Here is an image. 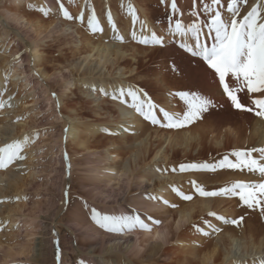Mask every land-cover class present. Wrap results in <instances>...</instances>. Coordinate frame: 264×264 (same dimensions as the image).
<instances>
[{"label": "bare ground", "instance_id": "6f19581e", "mask_svg": "<svg viewBox=\"0 0 264 264\" xmlns=\"http://www.w3.org/2000/svg\"><path fill=\"white\" fill-rule=\"evenodd\" d=\"M61 1L67 6H75L73 20L63 23L51 18L43 21L29 17V14L38 15L41 9L48 10L50 14L56 13L57 7L54 0H0V11L2 9L0 12V106L2 104L7 106L0 107V115H3L0 122V148L18 144L19 152L24 154L25 159L33 157L32 153L29 155L27 153L30 150V142L32 141L33 144L38 134L35 128L42 123L34 120L41 113H33L32 107L36 106L35 108L40 112L44 110L39 107L41 103L38 104L40 93H42L43 101L50 106L49 113L51 112V114L43 113L42 115L49 114L55 122H59V130L49 134L50 136L47 135L53 141V145L50 146L56 157L51 163L54 168L57 167V170H53L52 174L58 176L57 180L56 177L53 179L56 182L52 181L51 184L57 194L47 198L48 209L56 205L52 208V222L49 221V224H46L39 217L41 213L43 214L40 205L44 203L45 198L41 202H35L30 210L28 204L27 208L25 204H21L24 198L22 193H25L28 186L30 190L37 186V184L32 186L35 180L34 175H32L33 179H30L29 175L14 178L9 176L12 174L4 175L1 172L9 168H0V209L6 207V210L0 211V229L3 224L4 229L12 230V234L24 233V240L19 244H7L0 238V264L50 262L54 250H57L59 255V260L57 259L55 264H81V262L83 264H162L160 261L164 264H264V223L260 221L262 217L258 220L254 217V213L260 209L258 208L260 204L255 205L254 208L248 207L246 211L249 215L246 220L244 219L243 226L245 229L248 228L249 234L245 233L247 231L243 232V229L241 232L244 234L241 233V236L236 237L232 233L234 226H228L224 229V233L218 237L215 236L214 240L206 241L207 236L197 233L196 229L216 225L214 220L216 213L234 218L236 213L232 209L233 203L227 199V201L218 200V198L206 200L203 197V199L194 190L193 183L192 194H189L192 199L189 204L180 208V203L170 202L173 186L184 182L190 176L165 174L164 164L169 162L166 149L173 152L180 149L183 155V153L187 154L194 145L201 148V138L197 131L193 133L185 130L179 134L163 135L160 138L162 144L156 147L155 152L153 151L150 164L142 169L139 162L144 163L148 159L152 138L149 132L144 136H137L132 142L134 151L130 152V155L122 162L119 146L128 144L130 132L140 130L141 117L131 107L133 101L130 97H126V102L123 104L113 99L114 96L119 95L121 89L131 88L140 93L128 82V78L134 75V70H126L119 64L129 56L123 50L124 46L119 40L128 35L132 36L133 32H136L138 37L141 35L150 37L152 32L156 31L146 11L140 7L142 1L139 3L140 0H117L121 8L131 5L136 10L138 20L133 24L131 16L127 13L121 26L123 28L118 27L115 31L109 26L107 19L108 13L111 12L113 22H116L115 11L113 12L110 8L111 0ZM189 1L194 2V0H184L182 3L191 4ZM5 2L9 7H5ZM34 2L38 5L32 4ZM258 3L261 4V1L259 0ZM22 5H29L27 8L29 10H23ZM32 7L36 10L31 9ZM98 9L99 12H101L100 9L103 10V16H97ZM30 10L37 12L31 13ZM91 14L96 16L102 29L100 32L108 33L109 38L104 35V38L92 39L90 36L92 31L87 26V18ZM193 14L197 16L196 13L193 12ZM81 15L83 20L75 19ZM179 16L182 23H186V17L181 10ZM141 21L147 24V29L142 33ZM195 21L201 24L200 20ZM203 31L206 33L207 29L203 28ZM53 33L59 34L58 40L53 44L55 52L62 59H66L64 56L68 54L78 59L77 62L66 63V67L61 70L55 69L62 85H66L65 89L59 90L58 95H55L53 90H49L51 87L49 83L55 84L56 77L52 79L44 66L49 63V59L46 58L49 53L47 49H51L44 48L43 43L46 37ZM139 33L141 34L138 35ZM155 33L158 34V32ZM163 36L167 44L170 35ZM181 39L194 43L193 36L188 33L184 37H175V41ZM201 40L208 45L211 44V40H206L204 36H201ZM4 42L8 43L7 47ZM186 59L190 58L186 56ZM17 60H20L18 66ZM202 69L206 73L201 77L200 83L203 87L205 84L207 95L220 99L222 102L226 101V97L222 96V89L219 88L218 79H214L212 71L207 70L206 65ZM5 78L9 79L6 88L3 87ZM72 79L75 80L71 86L69 83ZM75 88L82 97L81 104L74 101L72 91ZM239 95L244 101L264 99V94L261 93L247 94L246 88ZM144 97L147 96L141 94V99ZM8 99H11L10 103ZM168 99L169 97L158 106L160 110L168 107L167 101H170ZM15 103L19 104L20 109H17L19 114L12 121L11 115L16 111L12 105ZM109 104L111 107H108ZM104 105H107V110H104L106 107ZM83 106L90 109L92 115L89 119L80 116ZM252 108L254 111L251 112L229 109L220 117L211 116L207 126L209 130L207 135L210 136L209 145L220 152L238 149L240 143L243 144L240 141L241 133L231 126L235 125L238 128L245 126L248 131L250 130L249 144L251 152L255 154L253 157L260 163H264L258 151L264 148V118L255 115V111H259L255 105ZM171 116L174 117L172 113ZM35 123L37 126H34ZM222 127H226L222 139L216 140L214 134ZM109 134L115 135L116 139ZM99 135L106 139V144L96 150L90 143ZM3 137L8 138L2 139ZM79 162L85 163L84 176L79 177L82 182L86 181L84 185L80 182L85 198H82L74 209V217L69 218L64 224L61 216L70 210V196L65 198L64 193L73 183L72 179H76L73 176ZM7 167H10L9 171H11L14 166L8 164ZM66 175H68L67 178ZM3 177L9 180L5 186L2 184ZM257 181L264 183V179H257ZM205 183L211 188L215 186L221 188L223 185L231 187L236 184L231 179L226 180L224 176L220 179H206ZM217 187L215 189L219 190ZM133 192L135 194H132ZM117 194L121 195L122 203H127L129 209L122 207L119 200L114 199ZM165 201L172 203V209H174L172 212L166 207ZM81 207L88 215H82L77 211ZM92 209L100 214L115 216L139 215L148 225V230H142L137 226L131 231L126 230L120 234L108 233L90 219ZM20 215H23L25 220L18 221ZM159 217L163 218L164 222L161 223ZM202 218H207V220L204 219L205 223H200L199 220ZM256 220L257 225L254 226L252 222ZM25 221L27 230L22 229ZM53 227L56 229L53 232L55 236L52 233ZM58 227L65 228L70 235L67 250L65 246L68 241L61 236ZM256 230H258L257 233H255ZM258 236H260L259 239ZM36 238L38 241L35 244Z\"/></svg>", "mask_w": 264, "mask_h": 264}, {"label": "rangeland", "instance_id": "374dc122", "mask_svg": "<svg viewBox=\"0 0 264 264\" xmlns=\"http://www.w3.org/2000/svg\"><path fill=\"white\" fill-rule=\"evenodd\" d=\"M182 1H184V0H182ZM182 1L181 0H175V2L177 3V9H178L175 16H172V13L170 10V5L173 2V0L167 1V2L165 1L164 4H161V0H140L139 3L141 2L140 7L146 11V13L149 17V21L151 22V24L153 26H155V30H156L155 32H158L157 35H162V36L164 34H165V36H166V34L170 35L168 33V27L171 24V26L174 28V21L176 19H180L179 18L180 17L179 16L180 10L182 11L183 16L186 17V23H184V24L187 27V25L195 23L196 19H198V21L200 20V23H201L200 25H205L206 21L211 18L212 13L204 11V6L205 5L212 6L214 10L216 7V6L212 5V0H195V3L192 1H189V2H191V4H186L185 2L182 3ZM258 1L259 0H241V2L239 3V12H238V15L236 18L242 19L243 16L246 15L248 11H251L252 7L260 4V3H258ZM260 1L262 2V0H260ZM228 2H229V0H221V3L219 5V10L221 12V16L224 19H227L230 16V14L228 13V10H227V3ZM54 3H56V7H57L56 13L50 14L48 12V15L44 16L42 11H41L38 13V15L29 14V17L31 19L37 18L38 20L41 19L43 21H45V20L47 21V19L50 20L49 18H51L53 20H58V21L63 22V23L66 21H69V20L64 19L63 16L61 15V13L59 11V6L57 4V0H54ZM60 3L63 4L65 9L74 18L75 12L73 11V9L75 8V6L74 5L67 6L61 0H60ZM178 3H180V4H178ZM4 4H5V7H9V5L6 2ZM32 4L38 5L37 2H34ZM10 5H12V4H10ZM28 7H29V5H22L23 10L28 11L29 10V9H27ZM110 8L113 12L115 11L114 13L116 14V22L114 21L116 23L115 24L116 28L121 27L123 22H124V19H125V14L128 13V6H126V7L123 6L121 8V6H120V4H118L117 0H111ZM31 9L36 10L35 7H32ZM34 10H30L31 13H32V11L37 12ZM1 11H2V9H1ZM100 11L101 12H99V9H98L97 16H103V10L100 9ZM193 12L196 13L197 16H195L193 14ZM260 14H261V18L264 19V9L260 10ZM169 17H172V19L170 20ZM84 25H85V23H84ZM121 28H123V27H121ZM204 28L207 29L206 27H204ZM84 29H87V27L85 26ZM140 34L141 33H139L138 35H140ZM58 35H59L58 33H53V34L48 35V37H46V39L44 40V43H43L44 48H50L51 49V50L47 49L49 51V53L46 55V58L49 59V63H46L44 66H45L46 70L50 73L52 79L54 77H56V79L54 80L55 84L49 83V85H51L49 90H51V91L53 90L52 92L55 95H58V92L60 89L63 90L66 88L65 87L66 85H62V83L60 82L59 77L57 76V71H55V69L61 70L63 67H66V63H68V62L73 63V62L78 61V59L72 58L71 56H69V54L64 56V58L66 57V59H62V57L59 56L55 52L56 51L55 45H53V44L58 40ZM104 35L105 36L107 35V38H109L108 33L100 32V31L95 32V33L92 32L90 36H92L93 40H96L98 37L104 38L105 37ZM188 35H192V33L189 32ZM119 41L121 42L122 46H124L123 50L126 52L127 55H129L128 58H126L125 60H123L122 62L119 63L120 66L125 67L126 70H129V69L134 70V72H135L133 76L128 78V82L130 83V85L132 87L137 89L142 95L147 96L148 99H150L155 104L157 118L160 119L162 122L164 121V117H163L162 112L160 111L158 106H160L163 103V101L165 102V99H167L168 97H169L168 100H170V101H167L168 107L166 109H164V111H167L170 115L172 113L174 115V117H173L174 119H182L183 118V113H184V111L187 110V107H186L185 102L183 100H181L179 98V96L177 95V93H179L180 91H194V92H197L201 95H205L207 97L213 98V97L207 95V91L205 90V84L203 87L200 83V82H202L201 77L206 73V71H203V69H202L203 67L205 68V65L203 67H201V64L198 62L199 58H193L189 54L185 55V53H183L181 50H179L177 47V44L179 43L180 40L175 41V37H173L172 35H170V40L163 47L154 46L151 44H149L147 46L141 45L138 42V40H133L132 36H130V35H128L126 38L119 40ZM5 45L7 47L8 43H5ZM52 49H54V50H52ZM186 56L189 57L190 59H186ZM173 63L178 68V71H173V69H172ZM16 64L18 66L20 64V60H17ZM4 80H5V82H4L5 85L3 87L6 88L8 85L9 79L5 78ZM73 80H75V79H72V81H70L69 85H71V83L74 82ZM226 80H228V78H226ZM130 81H132V82H130ZM77 88H75V90L72 91L73 92V98L77 104L78 103L81 104L82 97L78 93ZM17 90L18 89H16V91ZM22 91H25V90H22ZM17 94H18V92H17ZM213 99H215L219 103H223V106L216 108V109H213L208 113H205L199 120H196L193 123L186 125L184 127H181V128H166V127H163L162 124L161 125H153L150 121L145 120L142 116H140L141 117V119H140V124H141L140 130L139 131L133 130L132 132H130V134H128L129 139H128L127 145L130 144L131 146L130 145H129V147L127 145L121 146L122 144H120V146H121L120 147L118 145L119 148L122 149V151L120 149H119V151L122 152V154L120 153V155L122 156V162H123V160H125L130 155V152L134 151V149L132 148V144H133L132 142L134 141L133 138H135L137 136H140V137L144 136V134L148 133V132L151 133L150 135H151L152 139H150L151 149H150V153H149L151 156L149 155L148 159L144 163L139 162V165L142 169L144 167H147L150 164V160H151L150 158L152 157L153 153L155 152L156 147H158L159 145L162 144V141H160V138H162L163 135L169 134V133L179 134L180 132L185 131V130H189L193 133L198 132L197 134H199L200 138H201V141H200L201 142V144H200L201 148H199L198 146L195 147V145H194V147L191 148V150H189L187 152V154L183 153V155H182V150H180V149L176 150L174 152L170 149H166V153L169 156V162L164 164V167H166L164 170L165 174L166 175L177 174V175L190 176V178L188 177L184 182L173 186V188L171 189L172 194L170 195V200H171L170 202L180 203V205H179L180 208H181V206L190 203V200H187V201L184 200L182 198L181 194L189 195L192 191L191 185L193 182H196V184L203 187L204 190H206V191H209V190L210 191H213V190L218 191V189H215L217 186L211 188L209 185H206V183H205L206 179H220L221 176H224V177H226V180L231 179V181L236 182V183L253 184V185L260 184L261 181L258 182L257 179H264V176H261V174L259 172H250L246 168L245 169L224 168V169H217L215 171L186 169L184 171H180V165H182V164H184V165L192 164V163L201 164V163H205V162L212 164V163H216L217 161L221 160L223 158V156H225V155H229V159L233 163H235V162H237V158L235 156L231 155V153L236 152V151H239V152H251L252 151L250 144H249L250 130L248 131L245 126H243V127L241 126L239 128L235 125L231 126V128H233V129L235 128L236 130H238L241 133L240 134V141L243 142V144L240 143V147L238 149L236 148L234 151H233V149H229L227 151L220 152V150L218 151V150H216L215 147H212L211 145H209L210 144V136L208 137V135H207V134H209V132H208L209 130H208L207 126L209 124L210 117L211 116L220 117L224 114V111H227L229 109H231V110L233 109V108H231L230 103H224V102H222V100L216 99V98H213ZM7 101H8V103H10L11 99H8ZM38 101H39L38 104L41 103V105L39 107L44 108V110L42 112H40L39 109L35 108L36 106L32 107V109H34L33 113H41V114H39V117L34 118V120H36L37 123H39V122L42 123V124H38L39 127L35 128V130L38 132V134H37V136H35L33 144H32V141L30 142V144H31L30 150H28L29 152L27 153L28 155L32 153L33 157L29 158L27 160L24 158V154L19 152V156L22 154L21 157H23V159H17L15 162L11 163V166H14V167H12L11 171H9L10 167L6 166V168H9V169H3L1 172H3L4 175L5 174H12L9 176H12L14 178H16L17 176L27 177L29 175L30 179H33L32 175H34L35 180L33 181L32 186H35V184H37V186H35L36 187L35 189H31V190H30V186H28L27 190H25V193H22L24 198H23L21 204H25L26 208H27V204H28L29 210H30L32 207H34L33 204L35 202H41L45 198L44 203L42 205H40L41 209L43 210V214L41 213L39 215V217H40V219H43L46 224H49V221H51V218L53 215V209L52 208L55 207L56 205H53V206H51V208L48 209L47 208V202H48L47 198L49 196L53 197L55 194H57L54 186L51 184H52V181H53V183H55L57 180V177H58V176L56 177L52 174L53 173L52 171L57 170V167L54 168L53 167L54 165H52V163H51L52 161L55 160L56 157L54 156V152L51 150V146L53 145V141L50 139L49 136L51 135V133L54 134V132L56 130H59V122L58 123L55 122L53 120V117L51 115H49V114H51V112L49 113V111H48V108L50 106H48V104L45 101H43L42 93H40V96L38 97ZM223 101H225V100H223ZM242 101L248 107L252 108V106H253V104L251 103L252 100L246 99L245 101L244 100H242ZM4 106H6V105L2 104L0 107H4ZM104 106H106L104 110H107L108 107H111L110 104L108 107H107V105H104ZM12 107H14L16 109V111H14V113H12V115H11L13 117L12 121H14L16 119L17 115L19 114L17 112V109H20V108H19L18 103H15L14 105H12ZM80 107H82V105ZM110 110H113V109L110 108ZM80 112H81L80 116L88 118V119L92 115L90 113V109L88 107H84V106ZM113 112L114 111H112V113ZM43 113L44 114L49 113V114L42 115ZM82 113H84V114H82ZM2 118H3V115L1 114L0 115V122H2ZM8 121H10V120H8ZM12 121H10V122H12ZM37 123H35L34 126H37ZM225 128L226 127H222L221 130L215 132L214 135H215L216 140L222 139V135L224 133ZM143 129H144V132H143ZM11 130H13V129H11ZM141 131H142V133H141ZM155 131L157 133H154ZM3 132H6V131L3 130ZM133 132H135V133H133ZM47 135H49V136H47ZM109 136L116 139L115 138L116 136L113 134H109ZM6 138H8V137H3L2 139H6ZM63 142H64V139H63ZM105 142H106V139H104L102 136L100 137V135H99V136H96L94 139H92L90 144H91L93 149L99 150V149H101V147L105 146V144H106ZM128 148L130 150L131 149L132 150L130 151ZM127 152H129V153L127 154ZM253 154L254 153L251 152L252 157L255 156V154L254 155ZM155 166H160V165H155ZM84 167H85V163L79 162L78 166H76L74 176H73L76 179H72L73 183L66 189V191L68 192V197L70 196V210L66 214H64L65 213L64 212L63 213L64 215L61 216V217H63L64 224L68 222L69 218L74 217L73 216L74 209L77 207V204L80 202V200L82 198H85L84 191H83V189L81 190V188H80V182L83 183V185H84L86 183V181L84 182V180H83V182H82L79 179V177L84 176V173H83ZM54 177H56V180H53V179H55ZM67 177H68V175H66V178ZM239 179H242V180H239ZM254 179H256V181H254ZM222 180H224V179H222ZM8 181L9 180H7L3 177L2 184L5 186V185H7ZM223 187L224 188H230L227 185H223L221 188H223ZM72 188H74V190H72ZM217 188H219V186ZM221 188H219V189H221ZM132 194H135V193L133 192ZM40 196H42V197H40ZM199 197L203 198L202 196H199ZM204 198L206 200H215V199L217 200V198H218V200H222V201H224V200L225 201H227V200L231 201L234 205V207L232 209L236 213V215L233 216L234 218L221 215L220 213H216L215 214L216 217H223L224 220L221 221L218 219H214L217 223L214 226L211 225V226H206V227L199 228V229H196L194 227V230L196 229L197 233L204 234L207 236L205 239L206 241L214 240L220 234L224 233V229L228 226H234V227H232V229H233L232 233L235 234L236 237L241 236V233L248 230V228L245 229V227L243 226L244 225L243 223L245 222V220L248 218V215H249L248 212H246V211H248V207L246 205L242 204V202H240L238 193H237V195H227V196H219V197L218 196L217 197H204ZM114 199L119 200V203H121V206L123 205L122 207L129 209L127 203L126 204L122 203L120 194H117L114 197ZM257 200L260 201V207H258L260 209H258L256 211V213H254V217L257 220H258V218L262 217L260 219V221L262 223H264V219H263L264 218V212L261 211V208H264V198H261L259 195H257ZM172 203H167L165 201L166 207L171 212H172V210H174V209H172ZM254 206L252 208H254ZM177 208L175 210H177ZM1 210H6V207L0 209V211ZM77 211H79L82 215H85V214L88 215V213H86V210L82 207H81V209H77ZM224 213H226V212H224ZM245 214H247V215H245ZM235 216H237V217H235ZM240 217H243L242 221H238V223L236 225H233L231 223L232 220L238 219ZM159 218H161V217H159ZM204 219L207 220V218H202L199 220L200 223H202L204 221L206 222V220H204ZM22 220H25V219L23 218V215H20L18 221H22ZM163 220H164L163 218L159 219V221L161 223L164 222ZM257 220L255 222H252V223H254V226L257 225ZM199 221H198V223H199ZM23 224H24V226L22 229L27 230L26 229V221ZM1 226H2V228L0 229V238L3 239L7 244H19L20 242H22L24 240V237H23L24 233L12 234L11 229H7V228L4 229L3 224ZM57 229L59 231H61V236L65 237V239L68 241L66 246H65L66 247L65 249L67 250L68 245H69V241H70V239H69L70 235L65 230V228H63V227H58ZM243 229H244V231L241 232V230H243ZM55 230L56 229H54V227H53L52 233L55 232ZM257 232H258V230L255 231V233H257ZM245 233L249 234L248 231ZM255 237H256V235H255ZM11 238H13V239H11ZM259 238H260V236H258V239ZM256 240H257V238H256ZM37 241H38V239L36 240L35 244L37 243ZM62 247H64V246H62ZM54 251L52 252L50 262L49 261L48 262H40V263L28 262L27 264H55L54 262L57 261L58 254H57V250H54ZM160 263L164 264V262H161V261H160Z\"/></svg>", "mask_w": 264, "mask_h": 264}, {"label": "snow or ice", "instance_id": "6c2138e0", "mask_svg": "<svg viewBox=\"0 0 264 264\" xmlns=\"http://www.w3.org/2000/svg\"><path fill=\"white\" fill-rule=\"evenodd\" d=\"M241 0H229L227 3V10L230 14L229 18L224 19L221 16L219 5L221 0H212V5L216 6L215 10L212 6L205 5L204 11L212 13L211 18L206 21L205 25L192 23L185 26L180 19L174 21V28L168 27V33L173 37H184L187 33H192L194 43L186 42L181 39L177 44L179 50L185 54H189L193 58H199L198 62L201 67L206 65L207 70H211L214 79H218L219 88L222 89V96L226 97L224 103H230L231 108L244 112L254 111L253 108L248 107L243 103L239 94L244 92L246 88L247 94L261 93L264 94V19L261 18L260 10L264 9V0L261 4L251 8L242 19H237L239 12V3ZM165 0H161L164 4ZM195 3V0H194ZM59 11L64 19L72 20L73 17L65 9L60 0H57ZM172 16L177 13V3L175 0L170 5ZM44 16L48 15V10L41 9ZM128 14L131 16L133 24L138 20L136 10L129 5ZM195 15V14H194ZM77 20H83V15L76 17ZM108 24L116 30V25L113 22L111 12L107 16ZM171 20L172 17H169ZM87 26L93 33L102 31L99 22L94 14L87 18ZM207 28V32L203 28ZM141 33L147 29V24L140 22ZM201 36L206 40H211V44L202 42ZM132 39L138 40L141 45H154L163 47L166 43L165 37L157 35L152 32L150 37L140 36L137 33H132ZM173 71H178V68L173 63ZM231 78L226 80V78ZM105 95H107L105 93ZM179 98L186 104L187 110L183 113L182 119H174L167 111L161 109L164 121L157 118L155 104L144 97L141 99V94L129 88L127 90L121 89L119 95L113 99L119 100L121 104L126 102V97H130L133 101L131 107L142 116L145 120L150 121L153 125H161L166 128H181L186 125L199 120L205 113L213 109L223 106V103L217 102L215 99L201 95L194 91H180L177 93ZM259 111H255V115L264 118V99H254L251 101ZM253 151H257L253 149ZM261 159H264V148L259 149ZM231 155L237 158V162L233 163L229 159V155L216 163H201V164H187L180 165V171L186 169L191 170H208L215 171L217 169H247L250 172H259L264 176V163H260L257 159L252 158L251 152H233ZM19 156V145L10 144L5 148H0V168L6 167L8 164L15 162L17 159H22ZM67 161V157H65ZM193 188L202 197H217L227 195H239V200L242 204L249 208L254 205H259L260 201L256 199L257 193L264 197V183L258 185L236 183L230 188H221L218 191H206L203 187L196 185L193 182ZM182 195L184 200H191L192 196ZM64 196L68 197V192L65 191ZM264 212V208H261ZM90 219L100 229L108 233L120 234L131 231L139 226L142 230H148V225L139 215L136 216H115L108 214H100L95 209L91 210ZM216 219L223 221V217H216ZM243 217L231 221L236 225L238 221H242ZM158 223V221H157ZM211 226V225H209ZM55 236V233H53ZM59 260V255L57 256ZM83 264V262H81Z\"/></svg>", "mask_w": 264, "mask_h": 264}]
</instances>
